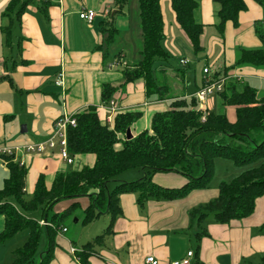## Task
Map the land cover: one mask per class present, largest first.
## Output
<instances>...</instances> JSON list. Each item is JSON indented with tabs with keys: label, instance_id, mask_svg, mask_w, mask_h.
Returning a JSON list of instances; mask_svg holds the SVG:
<instances>
[{
	"label": "crops",
	"instance_id": "0c3cea01",
	"mask_svg": "<svg viewBox=\"0 0 264 264\" xmlns=\"http://www.w3.org/2000/svg\"><path fill=\"white\" fill-rule=\"evenodd\" d=\"M9 1L0 0V147L45 141L52 134L58 118L66 113L78 114L91 106L97 107L104 123L111 114L114 117L118 112H142L140 118L144 121L139 118L130 127L136 136L150 129L156 112L171 109L172 102L177 99L191 100L203 84L201 63L203 69L212 66L223 74L229 69L226 73L237 75L240 83H248L246 79L252 75L264 77V70L253 66L230 69L236 62L239 46H261L255 22L264 21V7L256 0H246L248 8L240 12L239 25L229 23L224 36L215 25L214 0H200L198 16L205 29L201 37L204 51L199 54L195 53L178 23L171 0H162L163 45L170 60L178 57L176 65L162 61L156 63L163 88L153 93H148L143 78L125 83L124 68L133 67L141 59L142 22L139 14L132 17L126 7L123 13L117 14L114 23L120 30L119 37L106 46L104 22L112 20L111 14L118 10L115 0H51L46 14L31 4L15 22L13 46L10 47L3 32V27L10 23V18L4 15ZM82 8L96 10L97 16L92 22L81 18ZM182 58H186L188 64L182 65ZM60 72L64 73V86L56 84ZM106 85L115 87L108 102L103 99ZM112 101L116 107L113 111ZM213 101L212 97L207 100L209 110L213 108ZM24 125L26 132H22ZM17 156L28 168L27 192L30 188L35 190L41 174H45L47 184L51 185L56 172L70 166L59 156L58 148L51 154L20 152ZM77 157L86 163L84 165L95 161L91 154L77 155L74 164ZM3 165L9 173L7 166ZM154 181L163 186L179 187L186 182V177L177 172H158ZM218 192L219 187H208L194 190L180 199L151 198L143 207L138 204L136 193L122 194L123 212L115 220L114 233L90 257L91 263L146 264L149 255L169 263L193 248L203 264H264V195L257 199L255 211L240 220L217 223L211 218L202 222L192 218L191 211L217 197ZM71 202H60L56 211H62ZM107 215L106 222L110 223L111 217ZM4 227L5 216L0 214V232ZM204 229L209 234L198 240V232ZM67 232L59 234L50 264H81L76 252L91 235L82 234L81 243H78ZM12 239L0 243V264H8L4 260L13 254Z\"/></svg>",
	"mask_w": 264,
	"mask_h": 264
},
{
	"label": "trees",
	"instance_id": "16d2710c",
	"mask_svg": "<svg viewBox=\"0 0 264 264\" xmlns=\"http://www.w3.org/2000/svg\"><path fill=\"white\" fill-rule=\"evenodd\" d=\"M129 1L115 0L118 10L111 14L112 20L104 22L106 46L119 37L120 30L116 28L114 19L117 14L123 13ZM256 1L264 7V0ZM161 3L162 0H139L141 59L133 67L124 68L125 83L143 78L148 93L159 92L163 88L156 63L170 61V54L163 45L165 23ZM214 3L218 17L215 25L224 36L229 23L239 25L240 12L248 6L246 0H214ZM31 4L46 14L52 2L10 0L4 11L10 23L3 27L8 46H13L15 22L21 19ZM171 4L193 50L196 54L203 52L201 37L205 24L198 16L200 0H171ZM255 30L261 46L240 47L236 62L230 69L257 66L264 70V21H257ZM227 71L224 74L217 71L215 78L218 79L221 74L228 75ZM114 90L112 85L103 88L105 102L110 100ZM217 96L223 108L236 107L235 121H231L225 111L199 110L198 99L192 96L189 102L177 99L172 102L171 109L156 112L150 129L132 139L127 138V130L142 112H118L111 124L102 122L96 106L79 112L76 114L77 124L68 129V149L74 156L93 155L94 163L57 171L51 185L47 184L45 174H41L30 198H26L28 168L16 161L14 155H3L9 175L0 189V214L5 216L0 243H6L19 232L28 231L27 240L13 250V259L8 264H50L58 245L57 238L66 227V219L80 208H83V215L77 222L82 225L95 222L103 214L111 217L105 231L87 241L76 252L81 264H92L90 257L114 233L115 220L123 212L120 203L122 194L136 193L141 207L151 198H183L194 190L209 187L219 157L231 159L236 165L261 162L231 181H222L217 197L194 208L192 218L200 222L211 218L217 223H230L250 216L255 211L257 199L264 195V94L249 83L241 85L239 80L230 79ZM119 141H122V146L117 148ZM138 168L143 171V177L131 182L116 180L118 184L110 190V181ZM158 172L180 173L186 177V182L179 187L160 185L154 181ZM82 198H87V206H83ZM65 200L72 202L62 211H56V206ZM38 209L43 212L41 219L27 214ZM41 220L49 224H42ZM208 234L204 229L198 232L197 238L200 240ZM45 236L47 243L42 249ZM196 255L198 257L197 250Z\"/></svg>",
	"mask_w": 264,
	"mask_h": 264
},
{
	"label": "rangeland",
	"instance_id": "374dc122",
	"mask_svg": "<svg viewBox=\"0 0 264 264\" xmlns=\"http://www.w3.org/2000/svg\"><path fill=\"white\" fill-rule=\"evenodd\" d=\"M125 10L127 12H130L132 17H134V15H136V14H139V0H130L129 3L127 4ZM215 17H216V20L218 21L217 14H215ZM215 32H218L216 27H215ZM240 47H242V46H239L236 50L237 51L236 56H238V54H239V48ZM177 57H178V55H176L175 57H172L169 62L172 63L173 65H176ZM129 60L131 61L130 57H129ZM202 65H203V63L200 64V69L203 72V66ZM253 67L256 69L257 68L262 69V67H257V66H253ZM246 82H248L251 86L257 88L261 94H264V77L263 76H261L260 74L252 75L246 79ZM243 84L244 83H241V85H243ZM210 97H212L214 99V101H213L214 105H213L212 110H214L216 112L225 111L231 121H235L237 119V110H236L235 106H227V107L223 108L220 101H219V98L216 94L211 95ZM141 118H140V120H141ZM143 121H144V119L141 120V122H143ZM122 138H123V135H122ZM121 146H122V141H119L116 144V147L120 148ZM260 162L261 161H258L254 164H248V165H236L231 159L224 158V157L217 158L216 159L215 174H214L212 181L210 182L209 188H218L222 181H231L232 179H234L235 177L240 175L244 170H246L250 167H253V166H257L258 164H260ZM84 164H86V163L82 162L80 157H77L76 163L73 165H70L69 168H78ZM8 175H9V173H8V171L5 170V167L3 165V161L0 158V189H2L4 187L5 180L7 179ZM143 176H144V173L140 168L132 169V170H129V171L124 172V173L120 174L119 176H117L116 179L109 182L108 186H109L110 190H112V189H114V187L119 182L116 180H120V181L123 180V181L131 182V181L138 180ZM31 181H32V179L30 180V183H31ZM30 189L31 190L26 192V198H30L33 194L34 189L33 188H30ZM82 203H83V206H85V204L88 203L87 198H82ZM42 213H43L42 210L38 209L36 211L29 212L27 214L29 216L34 217V218L41 219ZM82 215H83V208H80L76 211V213H74L73 215L68 217L65 221V225L69 230V232H67V235L76 239L78 241V243H81L80 239H81L82 234L91 235L90 236L91 238H88V239H92V237H95L99 234H102L105 231V229L107 228V226L109 225V223L106 222V218H108L107 214H103L98 220H96L94 223H92L90 225H82L81 223L77 222V219L79 217L81 218ZM64 234H66V233H64ZM27 238H28V231H22V232H19L10 242L14 243V248L16 249L17 247L21 246L27 240ZM88 239H86L85 241L86 242L89 241ZM46 243H47V238L45 236L43 239V242L41 244L42 249H44L46 247ZM5 259H7V260H4V261H6V263L11 262L12 260L10 261V259H13V254H12V256H10V258H5Z\"/></svg>",
	"mask_w": 264,
	"mask_h": 264
},
{
	"label": "built area",
	"instance_id": "2783aa9c",
	"mask_svg": "<svg viewBox=\"0 0 264 264\" xmlns=\"http://www.w3.org/2000/svg\"><path fill=\"white\" fill-rule=\"evenodd\" d=\"M80 16L82 19L87 20L88 22H92L97 16V12L92 8H82L80 11ZM182 65L188 64V60L186 58H182L180 60ZM126 66V63L124 64ZM216 71L211 66H205L203 69V84L202 86L195 92L193 96L198 99L199 105L198 109L204 112H207L208 104L207 100L211 95L219 94L223 91L225 83L234 78H239L237 75H223L221 74L218 79L215 78ZM240 79V78H239ZM56 84L59 86L65 85V77L64 73L60 72L57 79ZM111 110H116L115 102H111ZM108 122L111 124L113 122L112 114L107 118ZM77 124L76 114H64L60 118H58L54 124V130L49 138L45 141L40 142H28L15 146H2L0 147V158L3 163L6 165L5 160L3 159V155H14L15 160L20 162L21 165L25 166L24 160L18 158L17 154L29 153V154H51L56 148H58L59 156L67 163L74 164L75 158L68 149V129L70 126H75ZM42 224H49L46 220H41ZM68 228L64 227L62 232H67ZM76 249H73L75 252ZM146 264H203L196 255V250L193 248L188 249L186 254L169 263H164L162 260L157 258L154 255H149L146 259Z\"/></svg>",
	"mask_w": 264,
	"mask_h": 264
},
{
	"label": "water",
	"instance_id": "95a60500",
	"mask_svg": "<svg viewBox=\"0 0 264 264\" xmlns=\"http://www.w3.org/2000/svg\"><path fill=\"white\" fill-rule=\"evenodd\" d=\"M26 131H27V128L24 125L23 129H22V132H26ZM133 137H134V135L132 134L131 128L129 127L128 130H127V138L128 139H132Z\"/></svg>",
	"mask_w": 264,
	"mask_h": 264
}]
</instances>
